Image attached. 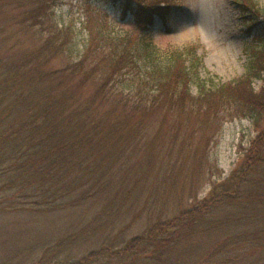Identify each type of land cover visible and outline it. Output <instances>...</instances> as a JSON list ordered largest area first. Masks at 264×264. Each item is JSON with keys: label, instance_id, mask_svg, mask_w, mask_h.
<instances>
[{"label": "trees", "instance_id": "obj_1", "mask_svg": "<svg viewBox=\"0 0 264 264\" xmlns=\"http://www.w3.org/2000/svg\"><path fill=\"white\" fill-rule=\"evenodd\" d=\"M236 1L248 15L260 12L249 0ZM123 5L134 8L141 30L119 33L100 17V26H88V39L74 55V24L59 22L57 0H0V215L33 220L75 215L81 221L77 229L73 222L61 226L55 242L19 264H187L179 250L202 222L240 198L247 173L260 161L262 21L254 22L261 31L250 48L247 74L217 84L200 76L191 47L173 49L163 60L148 37L145 29L170 16L172 0ZM60 55L68 61L56 66ZM256 78L262 79L258 90ZM239 115L249 117L258 132L244 154L245 176L212 180L203 198L197 186L180 202L172 199L175 194L165 197L180 159L167 154L157 165L153 145L164 140V132L177 136L191 120L221 124ZM217 164L204 172L215 175ZM195 166L200 169L201 163L196 160ZM149 183L156 189L141 200L137 187ZM170 199L179 204L169 206ZM140 219L144 224L130 230L131 221ZM254 230L249 246L253 254L264 253V228ZM255 264H264V255Z\"/></svg>", "mask_w": 264, "mask_h": 264}, {"label": "rangeland", "instance_id": "obj_2", "mask_svg": "<svg viewBox=\"0 0 264 264\" xmlns=\"http://www.w3.org/2000/svg\"><path fill=\"white\" fill-rule=\"evenodd\" d=\"M124 1L57 0L56 17L59 22L74 24V55L83 48L88 39V26H100V17L106 19L113 30L119 33L141 30L134 23V8L125 7ZM249 1L256 4L259 13L248 15L249 9L244 13L236 0H172L173 6L166 21L158 19L145 30L163 60L173 49L187 51L191 47L199 58L200 65L197 69L201 77H211L217 84L234 81L247 74L250 48L255 46V37L261 31V27L255 23L262 21L261 25L264 26V0ZM8 11L12 12V9ZM87 16L95 22L87 21ZM191 52L188 51V55ZM64 56L56 57L54 64H66L68 59ZM191 60L193 54L189 57V61ZM261 85V78L253 80L255 90ZM191 88L196 92L198 85L193 83ZM186 125L181 126V132L177 136L174 135V130H166L162 136H165L164 140L161 139L153 145L158 166L165 163L167 154L172 155L175 161L180 159V166L172 171L176 177L167 182L165 197L175 194L172 199L180 202L182 198H186L192 187L197 186L198 198H203L210 192L212 180H222L234 173L233 182L241 175L245 176L248 171L242 172L241 169L244 154L251 139L258 133L249 117L229 116L221 124L216 121L201 124L191 120ZM193 128L196 130H191ZM186 134H190V137H185ZM208 139L212 141L208 143ZM196 160L201 163L200 169L195 166ZM259 160L256 169L247 173V183L243 184L247 186V190H241L245 192L240 198L228 203L224 210L214 213L212 218L202 222L188 244L179 250L187 264H255L262 260L264 253L259 251L253 254L254 250L249 246L251 239L255 237V226L264 228V151ZM215 162L218 163L219 170L210 176L207 173L210 171L204 170L210 164L214 169ZM165 168L169 170L166 165ZM154 174L150 172L153 178ZM141 185L137 187L136 195L140 194L141 200L150 199L147 197L150 194L148 192L156 189L153 183L144 187ZM143 190H146L145 193ZM255 192H259L263 199L255 197ZM172 199L169 206L179 204L172 202ZM79 210L80 208L75 213ZM24 216L27 215H0V264H19L31 257L35 249L37 253L41 252L49 242H55L62 235L61 226L73 222L71 226L77 229L81 223L75 215L76 218L71 215L36 220ZM256 221L257 225L254 224ZM139 224H144L142 219L131 221L130 230ZM206 225L209 228L205 230ZM73 231L75 230L71 229L69 233L72 234Z\"/></svg>", "mask_w": 264, "mask_h": 264}]
</instances>
